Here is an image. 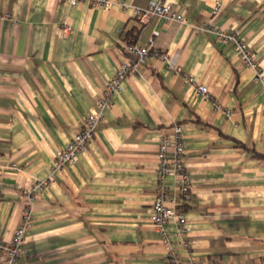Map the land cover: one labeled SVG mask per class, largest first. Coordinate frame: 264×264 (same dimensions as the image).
<instances>
[{"label":"crops","instance_id":"1","mask_svg":"<svg viewBox=\"0 0 264 264\" xmlns=\"http://www.w3.org/2000/svg\"><path fill=\"white\" fill-rule=\"evenodd\" d=\"M171 1L189 24L143 23L131 8L92 0H0V164L20 166L3 169L4 239L22 222L27 190L50 175L56 152L129 56L127 43L136 35L146 45L160 31L78 162L37 194L20 264H171L151 214L159 138L175 123L194 181L192 198L183 201L189 245L168 225L181 264H264V84L231 43L192 26L239 30L264 67V0ZM162 52L178 54L183 72L208 85L212 100L198 96ZM167 184L173 191L174 178ZM4 259L0 254V264Z\"/></svg>","mask_w":264,"mask_h":264},{"label":"built area","instance_id":"2","mask_svg":"<svg viewBox=\"0 0 264 264\" xmlns=\"http://www.w3.org/2000/svg\"><path fill=\"white\" fill-rule=\"evenodd\" d=\"M70 5H77L83 0H61ZM94 4L107 9L113 5H119L122 9L131 8L133 16L147 23L152 18H159L166 22H180L189 24L187 17L177 11L171 0H150L145 7L130 5L126 2H114L112 0H92ZM221 4L214 7L213 13L221 11ZM10 17V14H5ZM197 31L206 30L214 32L220 41L231 43L239 54L243 63L255 72V80L264 84V67L260 64L256 51L244 39L241 32L235 30H224L215 28L210 23L202 26H194ZM64 30L71 32L73 27L65 22ZM160 34L155 30L149 43L142 45L139 41L131 40L127 43L125 50L129 56L120 63L115 73L104 82L103 89L96 98L94 106L90 109L84 120L82 128L76 131L67 146L59 149L54 157L50 175L44 179H37L36 183L27 190L26 204L23 219L11 239L0 238V254L4 256L3 264H20L19 260L25 251L27 233L34 222V203L38 193L44 191L55 180V174L67 166H74L80 155L87 150L89 143L96 136L100 122L105 114L111 109L115 97L122 91L124 82L129 75L141 73L142 66L146 64L149 54L155 49V39ZM157 51V50H155ZM158 52V51H157ZM163 61L170 68L183 73L186 81L196 89V94L205 100H212L211 91L206 84L197 82L194 74L183 72L178 63V54L168 52L159 53ZM215 105L217 102L214 101ZM228 113V111H227ZM185 136L183 127L175 123L170 132L163 133L159 138L158 157L159 162L156 169L157 186L153 202L151 220L161 235L162 242L167 246V258L171 264H181V256L178 252L173 235L168 230V225L174 223L177 228L176 236L181 238L184 245H189L187 236L192 233V225L189 215L183 210V201L190 200L193 196V178L184 160L186 153ZM19 169L17 164L3 166L0 164V200L3 198V169ZM174 178L173 191L169 189L167 179Z\"/></svg>","mask_w":264,"mask_h":264},{"label":"trees","instance_id":"3","mask_svg":"<svg viewBox=\"0 0 264 264\" xmlns=\"http://www.w3.org/2000/svg\"><path fill=\"white\" fill-rule=\"evenodd\" d=\"M135 38H136V35L134 36V38H133V39L135 40Z\"/></svg>","mask_w":264,"mask_h":264}]
</instances>
